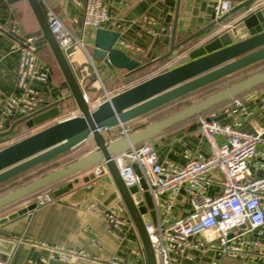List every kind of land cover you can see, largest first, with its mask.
Wrapping results in <instances>:
<instances>
[{
  "label": "built area",
  "instance_id": "1",
  "mask_svg": "<svg viewBox=\"0 0 264 264\" xmlns=\"http://www.w3.org/2000/svg\"><path fill=\"white\" fill-rule=\"evenodd\" d=\"M68 1L82 9V32L78 38L60 19L48 0H38L70 68L72 49L78 48L87 56L90 76L95 80L94 83H98L104 96L90 102L88 92L84 89L85 78L74 73L84 99L93 111L111 96L104 88L100 71L88 54L82 35L85 30L102 29L109 22V16L104 0ZM209 1L212 3L214 20L222 18L234 8L230 0ZM261 7H264V0H255L253 8ZM146 21L148 19L143 18V22ZM0 30L17 40L13 49L20 56L17 71L19 92L7 98L0 97V135L5 134L2 139L7 141L11 139L13 121H27L45 112L51 105L48 96L50 73L49 68L37 56L34 39L22 38L15 27L4 30L0 26ZM116 48L122 49L128 56L139 50L131 44L118 42ZM257 113L264 116V90H251L235 97L216 111L197 116L198 131L206 141L208 155L186 153L183 165L170 161L161 163L148 141L133 145L113 157L126 186L139 183L140 178L132 169L135 164L152 197L155 223L146 225L145 229L156 264H180L181 259L195 262L198 260L196 254L204 255L207 252L213 254L212 260L207 264H227L228 260L243 257L247 251L264 261V121L253 119ZM78 116L80 113L75 109L67 118ZM217 116L230 121H216ZM133 130L132 126L125 124L98 129V132L108 142H114L128 137ZM87 143H92L91 135ZM84 172L93 176L92 182L110 177L105 162ZM212 186L218 191L209 195L207 192ZM185 197H188L191 209L182 216L183 210L179 203ZM55 200L53 190L49 189L36 193L30 202L35 204L36 209L47 207ZM124 214V207L120 205L111 207L103 214L111 235L123 228L135 233V226ZM37 245L48 252L45 262L55 259L67 264L81 255L78 251L64 250L58 246L44 243ZM107 264H147V260L140 249L132 254L130 260L112 257Z\"/></svg>",
  "mask_w": 264,
  "mask_h": 264
},
{
  "label": "crops",
  "instance_id": "2",
  "mask_svg": "<svg viewBox=\"0 0 264 264\" xmlns=\"http://www.w3.org/2000/svg\"><path fill=\"white\" fill-rule=\"evenodd\" d=\"M180 1V5H178L177 0H104L109 22L103 25L102 29L118 32L120 39L117 42L119 44L127 43L138 48L139 50L131 52L129 57L131 56L139 62V66L144 70V73L151 71L147 77L128 84V72L117 69L101 70L100 74L103 78L104 88L110 96L127 90L150 77L164 73L170 64L182 56L179 52H171V47L177 46L211 24L213 9L209 0H193L189 10H187V2L185 0ZM230 1L233 2L235 7L248 0ZM48 3L55 9L73 35L77 38L81 37L82 9L68 0H48ZM237 14H232V17ZM143 18L148 19V21L143 22ZM0 26L4 30L15 27L21 37L25 38H33L39 31V26L35 22L26 0H0ZM227 28L228 25H225L219 29L215 28L213 32L205 31L201 34V38H204V40L209 39L215 36V33ZM95 31L85 30L82 35L88 54L91 53ZM16 43L15 38L0 30L1 98H7L19 92L17 90V71L20 56L13 49ZM35 45L37 56L45 53L44 48L47 45L45 42H37ZM74 49H72V55L77 60L73 61L72 58L71 69L78 75L77 70L87 64L88 59L80 49L73 51ZM38 58L40 60L39 56ZM40 62L49 68V101L51 104L59 103L57 107H59L60 119H62L67 110L66 105L73 102L70 91L67 89L63 76L59 71L58 73L49 64ZM261 68H264V61L251 65L248 69L220 80L216 84L218 86L220 83V85L230 87L235 79L248 77L252 72ZM82 72H84V77H89V80L85 79V85L92 90L88 92L89 101L94 102L103 97L104 92L98 83H92V77L88 69L86 70L83 67ZM216 84L212 86H216ZM75 109L77 108L75 107ZM156 112L154 111L144 118L128 123L134 128L132 132L157 123L154 120ZM253 119L262 122L264 116L257 113L253 116ZM220 121L229 122L230 120L222 116ZM51 124L52 122L48 125ZM46 126L38 129L41 130ZM194 126L196 128H192ZM38 129L30 130L28 134L39 131ZM148 143L154 148L161 163L170 161L177 165H183L185 162L184 154L186 153L208 155L207 144L205 139L200 137L196 118L192 122L151 137ZM93 150L94 146L90 143L88 152L90 153ZM87 177L88 174L82 172L65 179L60 183L58 189L66 187L67 191L62 196L56 197L53 203L44 208H36L30 215L17 217L14 221L0 226V238L16 244L14 252L9 257L8 264H65L55 259L45 262L44 259L47 258L48 252L39 247L38 243L81 253L80 256L67 264H107L110 258L118 256L130 260L135 251L142 249L135 227V233L128 231L127 228L117 230L115 235L108 232L109 225L103 214L111 207L117 205L124 207L111 178L105 177L92 182L86 180ZM217 191L218 189L212 186L209 187L207 193L213 195ZM31 199L24 206L30 204ZM24 206L17 208V210ZM179 206L183 210L182 216L190 212L191 207L188 203V197H185L179 203ZM124 211V216L130 220L125 207ZM9 214L11 213L7 215ZM212 256L211 252L204 253V255L198 253L196 254L197 261L190 262L181 259L180 264H207L212 260ZM227 264H264V261L253 252L247 251L243 257L228 260Z\"/></svg>",
  "mask_w": 264,
  "mask_h": 264
},
{
  "label": "water",
  "instance_id": "3",
  "mask_svg": "<svg viewBox=\"0 0 264 264\" xmlns=\"http://www.w3.org/2000/svg\"><path fill=\"white\" fill-rule=\"evenodd\" d=\"M26 1L41 32V37L36 43L45 42L47 44L80 116L48 125L61 117L59 108L55 106L29 118L25 124L30 130L48 126L0 149V187L87 143L90 135L94 150L81 156L78 160L65 164L63 167L31 181V183L0 196V209L31 197L48 186L78 175L100 162H105L107 172L110 174L123 206L135 226L147 264H156L151 241H149L145 229L146 225L155 223L152 197L135 164L132 169L140 178L139 183L126 186L113 157L130 149L133 145L148 141L155 135L164 133L176 125L264 85V71L234 84L214 96L201 100L161 122L134 131L126 138L108 142L98 132V129L115 128L144 118L154 111L198 93L200 90L215 85L220 80L264 61V7L255 9L253 8L255 0H248L235 6L230 13L222 18L214 20L212 16L211 24L177 46L171 47V52H179L182 56L170 64L164 73L114 94L99 104L96 110L91 111L84 99L82 89L78 86L75 73L70 68L49 28L41 4L38 0ZM177 1L180 5L181 1ZM185 1L187 10H189L193 0ZM234 13L238 14L232 17ZM225 25H228V28L215 33V36L206 40L201 38L203 32H213L215 28L219 29ZM94 37L90 54L95 64L98 63V70L117 69L131 73L140 68L137 60L116 48L117 41L120 39L118 32L97 29ZM191 43L193 44L191 45ZM83 67L89 69L88 63ZM91 81L95 82L93 78ZM84 89L86 92L92 91L86 85ZM221 118L222 116H217L215 120ZM192 128H196V126ZM4 136L5 134L0 135V138ZM92 179V175L86 178V180ZM65 191H67L66 187L58 189L54 191V195L60 197L65 194ZM34 209V203L20 208L14 213L0 218V226L14 221L17 217L30 215ZM15 247L14 242L0 238V262L7 263Z\"/></svg>",
  "mask_w": 264,
  "mask_h": 264
},
{
  "label": "trees",
  "instance_id": "4",
  "mask_svg": "<svg viewBox=\"0 0 264 264\" xmlns=\"http://www.w3.org/2000/svg\"><path fill=\"white\" fill-rule=\"evenodd\" d=\"M32 15H33V14H32ZM33 17H34V16H33ZM34 20H35V18H34ZM35 22H36V21H35ZM37 24H38V23H37ZM40 37H41V32H40V28H39L38 34H37L36 36H33L32 39H34V40H38ZM22 38L27 39V38H29V37L25 38V37L22 36ZM44 49H45V53H46V55H49L50 58H51V62H52V64L54 65V70H55L56 72H58V69H57V66H56V63H55L54 57H53V55H51V52H50L48 46L46 45ZM38 56L40 57V61H42L43 63H46V61H47L46 59H45V61H43V58H46L45 54H44V55L39 54ZM47 64H48V63H47ZM52 64H49V65L53 68V65H52ZM143 71H144L143 69L139 68V69H137L136 71L129 73V80H128L127 83H128V84H131V82H135V81H138V80H140V79H143V78L147 77V76L151 73V71H148V72H146V73H144ZM263 71H264V68H261V69H259V70H256V71L252 72V73L250 74V76H248V77H245V78H237V79H235V80L230 84V87L233 86L234 84L240 83V82H242V81H244V80L250 78L251 76H254V75H256V74H258V73H261V72H263ZM58 73H59V72H58ZM226 88H228V87H226L225 85H220V83H219L218 86H217V84H216V86H212V87H209V88H206V89L200 90L198 93H196V94H194V95H192V96L184 97V98H182L181 100H179V101H177V102H174V103H171V104L167 105L166 107H164V108L158 110V111L156 112V115L154 116V120H155L156 122H161V121L165 120L167 117H170V116H172V115H174V114H177V113H179V112H182L183 110H185V109H187V108H190L191 106H193L194 104L200 102L201 100H204V99H207V98H209V97H211V96H214V95H216L218 92H221V91L225 90ZM252 90L262 91V90H264V85L259 86V87H256V88H254V89H252ZM240 96H241V95H240ZM238 97H239V96H238ZM228 103H229V102L224 103V104H221V105L217 106L216 108L211 109V110L208 111V112L202 113L201 115H206V114H209V113H211V112H213V111H216L218 108H220V107H222V106H225V105L228 104ZM57 105L59 106V103H53V104H51L46 110H49V109H51V108H53V107H55V106H57ZM176 105H182V107H179V108H177V109H175V110H171V111L167 112V113L164 114V115H160L162 112L166 111L167 109H171V108H173V107H176ZM66 106H67V110H66V112H67L68 110H74L75 107H76V106H74V102H70V103L67 104ZM195 118H196V117H194V118H192V119H190V120H188V121H185V122H183L182 124L176 125V126H174V127L181 126V125H183V124H185V123H188V122H192V121L195 120ZM25 123H26V120L20 119V120H16V121H14V122L11 124V125H12V126H11V138H12V137H20V136H22L23 134L29 133L30 129L27 128V124H25ZM174 127H172V128H174ZM170 129H171V128H170ZM168 130H169V129H168ZM165 132H166V131H165ZM2 138H3V137L0 138V143H1V141H2ZM88 153H89V152L87 151V152H85L84 154H82V156L85 155V154H88ZM78 159H80V158H78ZM78 159L69 160L67 163L73 162V161L78 160ZM51 162H52V161H51ZM48 164H51V163L48 162ZM65 164H66V163H65ZM65 164H64V165H65ZM64 165L58 167V169L61 168V167H63ZM45 166H46V165H44L43 167H45ZM56 170H57V169H56ZM46 175H47V174H46ZM40 178H41V177H40ZM38 179H39V178H38ZM33 181H34V180H33ZM61 182H63V181H61ZM61 182H58V183L53 184V185H51V186H48V188L43 189V190H40V191H38L37 193H39V192H41V191H48L49 189H50V190H53V191H56V190H58V187H59V185H60ZM30 183H31V182H30ZM34 195H35V194H34ZM34 195H32L31 197H33ZM0 196H2V195H0ZM31 197L24 198V199H22V200L16 201V202H14V204H11V205H9V206H7V207H5V208L0 209V217H2V216H4V215H7L8 213H12V212H14L15 210H17V208H19V207H21V206H24L26 203H28V201L31 199Z\"/></svg>",
  "mask_w": 264,
  "mask_h": 264
},
{
  "label": "rangeland",
  "instance_id": "5",
  "mask_svg": "<svg viewBox=\"0 0 264 264\" xmlns=\"http://www.w3.org/2000/svg\"><path fill=\"white\" fill-rule=\"evenodd\" d=\"M76 50H79L78 48L74 49L73 51H76ZM46 56V58H43V61H45V59L47 60L46 63L48 64H52L51 62V58L49 55H46V53H41V55H44ZM77 59L73 58V61H76ZM53 65V64H52ZM83 68V67H82ZM82 68H80L79 70H77L78 72V75L81 76V77H84V72H82ZM85 68V67H84ZM53 69H54V65H53ZM86 69V68H85ZM87 70V69H86ZM101 72V70H99ZM86 80H89V77H84ZM103 79V78H102ZM86 83V82H85ZM179 107H182V105H176V107H173L171 109H167L166 111L162 112L160 115H164L166 114L167 112L171 111V110H175ZM73 110H68L64 116L62 117L63 118H67L69 117V114L72 112ZM52 123H55V122H52ZM39 130V129H38ZM29 134L26 133V134H23L22 136L20 137H12L11 139L7 140V141H2L0 143V149H3L7 146H10L12 145L14 142L22 139V138H25L27 137ZM88 150H90V143H84L82 144L80 147L74 149L73 151H70L66 154H64L63 156L59 157L57 160H54L52 162H49L51 164H46L45 167H38L36 169H32L30 170V172H28L27 174H25L24 176L22 177H19L17 179H15L13 182L7 184V185H4L3 187L0 188V195H5L9 192H12L14 191V189L16 188H19L23 185H26L28 183H30L31 181L33 180H36L40 177H43L45 176L46 174H48L49 172L51 171H54L56 169H58V167L64 165L65 163L68 164L67 162L69 160H73V159H78V158H81L82 154H84L85 152H87Z\"/></svg>",
  "mask_w": 264,
  "mask_h": 264
}]
</instances>
